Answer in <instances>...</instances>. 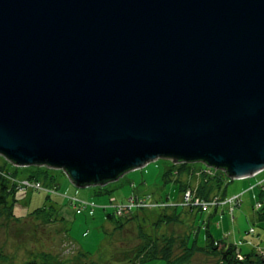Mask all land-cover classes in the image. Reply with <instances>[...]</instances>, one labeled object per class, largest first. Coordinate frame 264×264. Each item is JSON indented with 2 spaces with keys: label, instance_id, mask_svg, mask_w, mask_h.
Listing matches in <instances>:
<instances>
[{
  "label": "water",
  "instance_id": "obj_1",
  "mask_svg": "<svg viewBox=\"0 0 264 264\" xmlns=\"http://www.w3.org/2000/svg\"><path fill=\"white\" fill-rule=\"evenodd\" d=\"M0 156L78 188L264 171V0H0Z\"/></svg>",
  "mask_w": 264,
  "mask_h": 264
},
{
  "label": "rangeland",
  "instance_id": "obj_2",
  "mask_svg": "<svg viewBox=\"0 0 264 264\" xmlns=\"http://www.w3.org/2000/svg\"><path fill=\"white\" fill-rule=\"evenodd\" d=\"M173 164L169 159H158L106 186L76 188L62 170L18 167L8 161L5 173L16 175L14 179L7 177L9 185L14 183L17 187L9 198L13 216L5 212L0 216V264H167L164 260L149 261L140 251L152 245L156 247V238L171 235L179 238L189 235L191 246L195 242L196 246L203 247L207 232L221 241L220 251L234 246L238 260L241 255L243 261L242 254L248 253L264 259V197L258 186L264 179V171L244 179L227 177L219 197L241 196V205L233 213L229 206L202 212L182 205L187 190L181 193L175 183H164L163 175ZM35 169L39 174L49 171L55 181H44L43 176L38 180L27 179ZM187 178L185 175L174 177L176 181ZM29 180L52 190L27 189L24 182ZM193 183L192 191L197 185ZM132 197H150L160 205L172 207L144 208L122 214L115 211ZM258 202L262 208H257ZM50 206L55 207V216H49ZM45 208V214L36 212ZM113 211L115 218L108 220L106 214ZM176 213L180 214L176 221L166 218L160 222L165 215L175 217ZM160 244L159 248L164 245ZM181 252L176 249L175 255ZM219 259L220 255L195 251L188 264H216Z\"/></svg>",
  "mask_w": 264,
  "mask_h": 264
},
{
  "label": "trees",
  "instance_id": "obj_3",
  "mask_svg": "<svg viewBox=\"0 0 264 264\" xmlns=\"http://www.w3.org/2000/svg\"><path fill=\"white\" fill-rule=\"evenodd\" d=\"M0 216L3 212L6 214L8 213L9 216H13L12 212V206H10L9 198L10 195L15 193L14 187H17L16 184H12V186L9 185L10 180L9 177H16L13 173H5L6 163L8 164V161L0 156ZM4 164V165H3ZM31 169V168H30ZM33 170V169H32ZM6 175V176H5ZM15 175V176H14ZM180 177V175H185L187 180H178L176 181L174 177ZM44 177V181H49V183H53L55 181V176L51 175L49 171H41L39 174V171L35 169L34 171L29 172V176H27V179H34L38 180L40 177ZM8 177V178H7ZM227 175L225 172L221 170H214L209 169L206 165L199 163V162H192V163H178L173 164L170 166L168 170L165 171L163 175V181L165 184H171L175 183L178 185L180 192H184L188 189H193V182L195 181L197 183L196 188L194 189L199 197H201L204 200H210L215 197H219L222 191V188L224 186V183L227 180ZM46 183V182H45ZM48 184V183H46ZM107 182L102 183L98 186H106ZM260 195L264 197V191L260 190ZM99 194H102V192H99ZM49 209V216L50 214L56 215L54 213L55 207L50 206ZM46 208L37 210L36 212L45 214ZM106 214V213H105ZM113 212H108L106 214L107 219L113 220L115 216L113 215ZM176 216L170 217L165 215V219H161L160 222H164L166 218H171V221H176L180 214H175ZM160 240V241H159ZM190 236L187 235L183 238H179L176 236H169V237H159L156 238V244L157 246H151L148 249L141 250L140 254L146 255L145 258H148V260H164L167 264H188L190 260L193 257V254L195 251H204L205 253L217 256L220 255V259L218 260L216 264H264V259L260 256H256L253 253L248 254H242L244 256V260H238L237 258V249L234 246H226L223 250L220 251L219 247L221 244V241H216L214 237L207 232L206 236V244L203 247L196 246L195 242L191 246L189 244ZM161 243H164V245L159 248V245ZM155 252H152V249ZM222 248V247H221ZM151 249V250H150ZM181 249V254L175 255V250ZM1 256V255H0ZM138 257V256H137ZM145 261V260H144ZM52 263V262H51ZM50 263V264H51Z\"/></svg>",
  "mask_w": 264,
  "mask_h": 264
},
{
  "label": "built area",
  "instance_id": "obj_4",
  "mask_svg": "<svg viewBox=\"0 0 264 264\" xmlns=\"http://www.w3.org/2000/svg\"><path fill=\"white\" fill-rule=\"evenodd\" d=\"M209 169H213V168L209 167ZM258 186L264 191V179L258 184ZM24 187L27 189H33L36 191H45V192H51L52 190V189H46L39 182H36L33 180L25 181ZM251 189L253 190L254 187H252ZM240 198L241 196H236L231 199H223L220 197H215L210 200H204L196 194L195 190L192 191L189 189L184 193V198H183L184 202H182V205L190 209H199L202 212H209L210 210L214 208L218 209L219 207L223 208V206H229V210L231 211V213H233L234 208L237 207L238 205H241ZM75 201L78 202V200H75ZM80 204L83 207L87 206V204L85 203H80ZM154 207L167 208V207H172V206L165 204V203L163 205H160V202L159 203L154 202L150 197H144V198L132 197L128 200V202L123 203L119 205L117 208H115V211L117 213L122 214V213H129V212L131 213L138 209L139 210H142L144 208L151 209ZM257 208H262L261 202L257 203ZM253 232L254 230H252V233ZM239 258H241L242 260L241 255L239 256Z\"/></svg>",
  "mask_w": 264,
  "mask_h": 264
},
{
  "label": "crops",
  "instance_id": "obj_5",
  "mask_svg": "<svg viewBox=\"0 0 264 264\" xmlns=\"http://www.w3.org/2000/svg\"><path fill=\"white\" fill-rule=\"evenodd\" d=\"M110 184V183H109ZM108 185V184H107ZM76 187V186H75ZM90 187H97V186H90ZM100 187H103V186H100ZM76 188H78V187H76ZM222 209V208H221Z\"/></svg>",
  "mask_w": 264,
  "mask_h": 264
}]
</instances>
